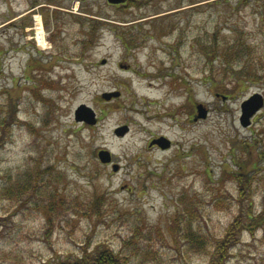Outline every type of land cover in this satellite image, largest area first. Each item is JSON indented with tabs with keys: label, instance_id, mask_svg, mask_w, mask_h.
Wrapping results in <instances>:
<instances>
[{
	"label": "rangeland",
	"instance_id": "obj_1",
	"mask_svg": "<svg viewBox=\"0 0 264 264\" xmlns=\"http://www.w3.org/2000/svg\"><path fill=\"white\" fill-rule=\"evenodd\" d=\"M256 93L264 0H0V264H210L242 208L264 214ZM225 264H264V223Z\"/></svg>",
	"mask_w": 264,
	"mask_h": 264
},
{
	"label": "trees",
	"instance_id": "obj_2",
	"mask_svg": "<svg viewBox=\"0 0 264 264\" xmlns=\"http://www.w3.org/2000/svg\"><path fill=\"white\" fill-rule=\"evenodd\" d=\"M85 13L89 14L88 12ZM0 126L2 127L5 126V124L1 120H0ZM244 179H246L247 181L244 187H249L251 185L249 178H244ZM242 190L244 193L246 192L245 188H243ZM2 191L4 198L11 200L13 197H15V194L10 187H6V188L4 187ZM1 209L2 208L0 207V212ZM241 210L242 213L239 212V215L235 217V219L232 221V224L228 228L225 237L222 240H220V242L218 243L216 250L211 257L210 264H225L229 258V249L237 243V238L241 234V232L243 230H248V229L253 230L254 228L259 227L264 223V214L254 215L252 213H247V215H244L243 208ZM2 224L3 222H1V216H0V226ZM191 240H193L192 237ZM206 241H208L207 237L204 236L200 237V240L194 242V248L201 250L200 248H203L204 246V244L202 245L201 243L207 244ZM55 264H127V263H125L124 260H121L117 255H115L114 252H110L108 250H99L94 254L86 255L81 258H77L73 261L67 260L62 262H56Z\"/></svg>",
	"mask_w": 264,
	"mask_h": 264
},
{
	"label": "water",
	"instance_id": "obj_3",
	"mask_svg": "<svg viewBox=\"0 0 264 264\" xmlns=\"http://www.w3.org/2000/svg\"><path fill=\"white\" fill-rule=\"evenodd\" d=\"M108 1L111 4H121L125 0H108ZM102 64H106V62L103 61ZM103 97L105 99H109L110 95H104ZM263 107H264V98H263L262 94L256 93L253 96H251L248 100H246L242 104L241 124L244 127H249L252 123V119L263 109ZM84 109H86L89 112L90 118H85L84 116H82L81 113H82V110H84ZM197 110L199 111V118H206L207 117V111L204 110L202 105H198ZM76 120L77 121H87L89 124H92V125L96 124V117H95L94 112L85 106H82L77 110ZM125 132H127V128H122V129L116 130V134H118V135H120V134L124 135ZM155 144H158L162 149L170 148V142L164 138L154 140L151 143V146H153ZM99 158H100V161L104 164H111L112 163V156L107 151H101L99 154ZM113 170L115 172H118L119 166L117 164H115L113 166Z\"/></svg>",
	"mask_w": 264,
	"mask_h": 264
},
{
	"label": "bare ground",
	"instance_id": "obj_4",
	"mask_svg": "<svg viewBox=\"0 0 264 264\" xmlns=\"http://www.w3.org/2000/svg\"><path fill=\"white\" fill-rule=\"evenodd\" d=\"M75 5H76V7H77L78 3H76ZM39 42H40L41 45L46 44V42H45V37H44V36H39ZM153 120H154V121H152V123H153V122H154V123H157V122H159L158 120H160V119L155 118V119H153Z\"/></svg>",
	"mask_w": 264,
	"mask_h": 264
}]
</instances>
